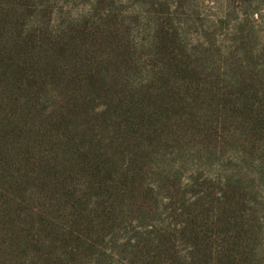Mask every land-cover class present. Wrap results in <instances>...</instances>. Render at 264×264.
<instances>
[{
  "label": "rangeland",
  "instance_id": "rangeland-1",
  "mask_svg": "<svg viewBox=\"0 0 264 264\" xmlns=\"http://www.w3.org/2000/svg\"><path fill=\"white\" fill-rule=\"evenodd\" d=\"M0 264H264V0H0Z\"/></svg>",
  "mask_w": 264,
  "mask_h": 264
}]
</instances>
